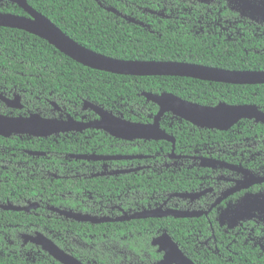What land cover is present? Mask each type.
I'll list each match as a JSON object with an SVG mask.
<instances>
[{
	"label": "flooded vegetation",
	"instance_id": "af4514ba",
	"mask_svg": "<svg viewBox=\"0 0 264 264\" xmlns=\"http://www.w3.org/2000/svg\"><path fill=\"white\" fill-rule=\"evenodd\" d=\"M6 2L0 1V7ZM53 2L57 11L66 5L78 9L81 15L75 16L72 23L88 26V31L95 20L101 25L102 39L122 40L119 49L124 52L137 50L145 38L162 39L171 34L176 38L200 39L205 44L214 40L216 52L229 45L246 53H264V0ZM94 7L100 9V16H92ZM25 16L30 17L27 13ZM63 22L69 24L70 19L64 17ZM252 37L258 48L245 47L253 41ZM8 90L0 86V93L13 100L17 93L10 90L9 94ZM68 102L70 108L52 102L51 118L65 122L100 121L87 105L95 103L83 98H71ZM28 103L24 95H20L19 103H13V107L0 99V115L28 117L31 113ZM156 114H150V122L143 124L153 123ZM203 130L217 131L190 129V134L199 131V135L187 137L179 152L176 144L174 148L169 142L172 149L166 154L162 153V147L159 150L152 143L160 141L118 139L99 129L70 131L48 138L56 143L70 140L73 142L70 148H32L28 141L0 147V182L15 185L12 192L0 194V257L33 264L45 260L63 264L45 250L49 241L80 264H176L158 241L167 234L193 264H264V129H249L256 134L247 137L242 130H233L237 134L223 145L218 140L212 143V137ZM109 136L115 143L106 140ZM17 137L25 136L9 138ZM107 147L137 149L112 156L105 153ZM116 157L122 159L115 160ZM120 175H134L140 180L138 186L142 190H136L132 202L130 192L125 189L110 197L104 188H95L94 179L105 182ZM169 176H177L174 178L184 189L168 191L156 183ZM36 180L58 181L59 190L49 193L42 184V191L32 196L27 192L30 185L23 192L17 191L18 183ZM62 181L70 183L69 190L61 191ZM168 210L207 214L187 218H132ZM87 217L94 221L83 220ZM169 217L198 219L203 223L192 226L193 233L188 225L182 241H175L164 228L140 230L136 238L130 232L127 236L120 231L123 223Z\"/></svg>",
	"mask_w": 264,
	"mask_h": 264
},
{
	"label": "trees",
	"instance_id": "16d2710c",
	"mask_svg": "<svg viewBox=\"0 0 264 264\" xmlns=\"http://www.w3.org/2000/svg\"><path fill=\"white\" fill-rule=\"evenodd\" d=\"M29 5L37 12L41 13L49 20L53 21L62 31L78 44L89 50L117 60L125 61H155V62H179L230 71H264V53L249 51L246 53L242 48H233L229 45L222 46L218 52L214 50V43L205 44L200 39L186 37L176 38L164 35L162 39L150 37L143 39L138 44V49L133 52H124L119 49L122 40L117 38L102 39L101 28L95 20L88 31V26H79L72 23L75 16H80V11L72 10L67 5L60 8L54 7V0H27ZM99 8L94 7L92 16H100ZM12 13L25 16L26 13L16 4L11 2L3 3L0 13ZM69 18L70 23L63 22V18ZM65 26V27H64ZM250 45L245 47L258 48L255 38L252 37ZM117 44V45H116ZM205 47H212L207 51ZM239 47V46H238ZM0 86L8 87L12 93L24 95L28 100V109L31 113H39L43 117L51 118L52 102L70 108L68 100L71 98H83L98 104L115 115L123 116L127 120L137 123H149V115L156 114L158 106L149 102L142 93H152L160 95L162 93L173 94L185 101L196 103L202 106H217L223 102L228 105H254L264 112V85H234L226 83L208 82L186 77L171 76H126L117 75L105 71H98L87 68L62 52L46 40L19 29L0 27ZM42 99V104L40 103ZM62 103V104H61ZM161 127L170 136L174 137L177 149L181 150V145L187 137L198 136L190 129L198 130L197 127L185 120L175 118L171 114H166L161 120ZM240 129L243 136L251 134L249 129L262 130L263 123H256L252 120H242L228 132L221 131H201L206 136L212 137V143L218 140L221 145L232 141L237 134L233 130ZM257 133H260L257 132ZM215 137H218L215 139ZM109 136L107 141L115 143ZM28 141L29 147H73L70 140L56 143L53 139L32 138L29 136L17 138H5L0 136V147L17 144H24ZM163 148L162 153L171 151V144L167 141L152 142ZM214 145V144H211ZM64 151H72V149ZM125 148V149H124ZM144 148V147H143ZM62 149V150H63ZM136 147H107L104 151L108 155L118 153L135 152ZM101 153L98 150H95ZM94 151V152H95ZM165 172V171H164ZM165 175V174H163ZM5 176V174H4ZM167 176V175H166ZM163 176V177H166ZM173 176V175H172ZM169 176L161 181H156L162 189L168 191L183 190L184 186L174 177ZM180 180V179H179ZM95 188H104L110 197L118 195V191L130 192L132 202L136 190L140 188V180L134 175L110 177L105 182L94 179ZM58 181L51 182L36 180L35 182L18 183L17 191H25V187L30 185L31 190L27 191L30 196L37 194L41 190L42 184L49 193L56 192ZM68 184V185H67ZM14 184L0 182V194L7 195L12 192ZM16 189V187H15ZM61 191L69 190L70 183L64 181L60 184ZM53 199V197H52ZM160 201V199L158 200ZM52 202L51 204H53ZM7 215V214H6ZM5 215V216H6ZM18 215V214H17ZM203 221L198 219H175L163 218L146 221H132L120 225V231L128 236L132 233L136 238V233L144 229L158 230L167 229L175 241H182L187 226L190 233H193L192 226H196ZM215 223V222H214ZM181 233V235H180ZM206 234L208 231L206 229ZM191 251V250H190ZM36 264H51L48 261ZM0 264H33L25 260H12L0 257Z\"/></svg>",
	"mask_w": 264,
	"mask_h": 264
},
{
	"label": "water",
	"instance_id": "95a60500",
	"mask_svg": "<svg viewBox=\"0 0 264 264\" xmlns=\"http://www.w3.org/2000/svg\"><path fill=\"white\" fill-rule=\"evenodd\" d=\"M3 1V0H0ZM19 6L30 17L19 16L12 13H0V27L19 29L40 37L54 46L58 51L72 58L79 64L98 71H105L117 75L126 76H171L186 77L208 82L226 83L234 85H264V71H230L188 63L179 62H155V61H125L117 60L97 54L75 42L47 17L33 9L27 0H6ZM149 101L159 107L151 124L136 123L123 120L120 116L92 103L88 106L100 117V121L83 123L73 119L60 121L55 118H45L39 113H30L28 117H9L0 115V136L9 138L13 135L29 136L32 138H49L70 131H84L86 129L103 130L112 137L118 139L167 141L175 148L176 141L161 127V120L166 114L185 120L200 129L217 130L226 132L235 127L242 120H252L264 124V112L254 105H228L219 103L217 106H202L185 101L173 94L142 93ZM13 100L7 99L0 93V99L13 107V103H19L20 95L16 94ZM53 106L57 108L54 103ZM111 160L112 158H108ZM122 158L116 157L115 160ZM162 210V209H161ZM164 212V211H163ZM157 213V215H155ZM202 212H183L168 210L166 213L155 211L152 215L140 214L132 218L165 217L175 218L199 217ZM130 217H128L129 219ZM127 219V217L125 218ZM94 221L92 218L83 219ZM111 220V219H107ZM122 219H117V221ZM114 221V220H112ZM116 221V220H115ZM161 248L167 251L172 258V263L193 264L179 250L172 238L163 234L159 238ZM45 250L63 264H80L51 242L46 241ZM165 264V262L161 263Z\"/></svg>",
	"mask_w": 264,
	"mask_h": 264
}]
</instances>
